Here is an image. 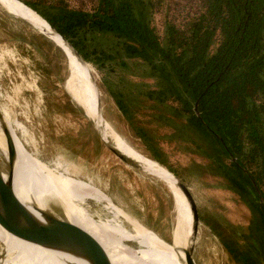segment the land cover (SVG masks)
<instances>
[{"label": "rangeland", "instance_id": "374dc122", "mask_svg": "<svg viewBox=\"0 0 264 264\" xmlns=\"http://www.w3.org/2000/svg\"><path fill=\"white\" fill-rule=\"evenodd\" d=\"M162 16L159 13L153 20L159 30ZM95 38L93 42L98 47L114 49L109 35L96 34ZM123 61H113L112 70L108 71V67L105 73L87 62L90 68H81L77 73L75 92L93 105L124 144L153 159L152 151L116 107L103 83L104 77L117 87L128 107L135 110V118L152 140L159 158L178 173L194 197L200 218L193 250L196 264H264L261 215L251 214L242 197L226 188L223 172L213 160L216 152L187 123L186 117L177 114L170 104H160L141 93L146 88L164 87L150 77L149 68L136 59ZM69 74L61 49L0 0V109L15 131L14 140L50 170L110 203L112 200L123 209L129 225L146 227L171 243L178 217L173 196L161 175L126 165L106 147L108 139L90 113L80 105L87 118L77 109L75 96L66 85ZM98 96L101 110L97 107ZM223 159L229 162L226 157ZM85 205L94 220L111 217L104 203L86 200ZM190 219L187 206L184 222ZM118 235L128 241L137 255L141 243L125 233ZM110 236L114 242L119 240L114 233ZM78 241L88 251L108 249L102 242L89 238ZM28 254L35 256L37 252Z\"/></svg>", "mask_w": 264, "mask_h": 264}, {"label": "trees", "instance_id": "16d2710c", "mask_svg": "<svg viewBox=\"0 0 264 264\" xmlns=\"http://www.w3.org/2000/svg\"><path fill=\"white\" fill-rule=\"evenodd\" d=\"M19 1L98 71L124 58L149 68L164 87L141 93L186 117L216 152L226 188L264 221V0ZM159 13L160 30L153 21ZM96 34L109 35L114 49L95 45ZM103 83L153 159L180 178L117 87L106 77Z\"/></svg>", "mask_w": 264, "mask_h": 264}, {"label": "bare ground", "instance_id": "6f19581e", "mask_svg": "<svg viewBox=\"0 0 264 264\" xmlns=\"http://www.w3.org/2000/svg\"><path fill=\"white\" fill-rule=\"evenodd\" d=\"M4 2L61 49L67 59L70 72L66 85L75 96L74 99L90 113L91 118L103 131L108 140L104 136L105 139L111 146L133 159L149 173L161 175L162 181L173 196L178 224L183 225L187 204L168 171L156 161L124 144L110 129L101 114L96 112L93 105L75 92L74 81L77 73L81 68L89 69V64L81 61L69 44L59 37L56 31L33 9L26 7L27 5L24 6V3H20L21 1L4 0ZM15 144L18 163L14 184L19 199L25 202L32 195L31 197L43 206L42 197H45L52 210H55V217L61 222L62 228L68 231L70 235H74L78 245V238H89L99 243L102 242L108 248L107 251L92 252L80 247L83 253L77 251L78 253L71 254L70 260L73 264H92L87 254L89 257H98L101 264H185L184 245L178 235L174 237L171 243H167L146 227L129 225L128 219L126 220L123 216V209L112 200L110 203L57 171L50 170L46 165L39 163L42 161L27 153L17 141ZM86 200L104 203V207L111 214V217L106 220H94L85 205ZM67 226L72 231H69ZM121 232L133 241L141 243L137 255H135L134 249L130 247L128 241L118 235ZM112 233L119 239L117 242L111 239ZM3 246L7 253L1 264H66L61 257H57L52 251L10 235L0 226V248ZM28 252H37V254L31 256Z\"/></svg>", "mask_w": 264, "mask_h": 264}, {"label": "water", "instance_id": "95a60500", "mask_svg": "<svg viewBox=\"0 0 264 264\" xmlns=\"http://www.w3.org/2000/svg\"><path fill=\"white\" fill-rule=\"evenodd\" d=\"M23 5L26 6L25 4ZM56 33L69 44L81 61L87 63L67 40H65L58 32ZM90 76L92 78L91 73ZM92 81L97 93H99L93 78ZM76 107L80 112H83L85 117L89 118L84 112V109L79 104H77ZM97 107L101 110L99 96L97 98ZM194 109L197 111L196 106ZM14 132L11 130V126L8 124L4 112L0 109V226L10 235L35 243L44 249L52 251L55 255H57V257H61L63 262L66 264H73L70 260L71 254L83 252L81 251L78 243L75 241L74 235H70L68 231L62 228L61 222L57 219V217H55V210H52L45 197H42L43 206H41L31 197L32 195L30 196L29 200L24 202L19 199L15 192L14 179L18 163V153L13 137ZM105 145L126 165L146 172L142 166L137 164L130 157L120 153L117 149L109 144ZM167 171L174 180L175 186L184 196L191 216V219L188 222L185 221L186 223L184 222L183 225H179L177 220V224L173 231V239L178 235L184 245L183 252L185 255V264H196L193 258V250L200 225L198 209L189 187L174 173L168 169ZM261 201L262 200L260 199V202ZM67 229L72 231L68 226ZM6 253V248L4 246L1 247L0 264L5 258ZM87 257L92 262V264H101V261L98 257H89L88 254Z\"/></svg>", "mask_w": 264, "mask_h": 264}, {"label": "crops", "instance_id": "0c3cea01", "mask_svg": "<svg viewBox=\"0 0 264 264\" xmlns=\"http://www.w3.org/2000/svg\"><path fill=\"white\" fill-rule=\"evenodd\" d=\"M23 147V146H22ZM24 149V148H23ZM129 169H131V168H129ZM63 172H66L67 173V171L66 170H64ZM78 179H80V178H78ZM81 180H83V179H81ZM250 209V208H249ZM250 212H251V214H252V211H251V209H250Z\"/></svg>", "mask_w": 264, "mask_h": 264}]
</instances>
